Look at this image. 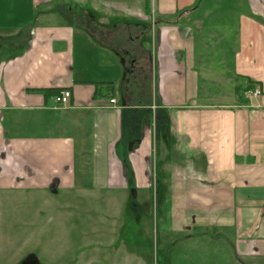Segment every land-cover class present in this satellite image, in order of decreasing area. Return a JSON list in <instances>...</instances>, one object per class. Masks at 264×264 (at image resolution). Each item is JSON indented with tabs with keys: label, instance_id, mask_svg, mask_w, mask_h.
<instances>
[{
	"label": "crops",
	"instance_id": "0c3cea01",
	"mask_svg": "<svg viewBox=\"0 0 264 264\" xmlns=\"http://www.w3.org/2000/svg\"><path fill=\"white\" fill-rule=\"evenodd\" d=\"M201 1L0 0V264H264V0Z\"/></svg>",
	"mask_w": 264,
	"mask_h": 264
},
{
	"label": "rangeland",
	"instance_id": "374dc122",
	"mask_svg": "<svg viewBox=\"0 0 264 264\" xmlns=\"http://www.w3.org/2000/svg\"><path fill=\"white\" fill-rule=\"evenodd\" d=\"M220 0H208L207 2H205L202 6L200 2V4L198 5L200 8L198 9V11L195 13L194 17L196 18H200L201 21L205 20L207 17V11L211 10V13H218L219 11H222L224 8L223 6H221L219 4ZM237 6H240L243 10L245 8V5L242 3V0L239 1L237 3ZM223 12V11H222ZM227 15H234V13H230V12H225ZM222 46V45H220ZM218 49V48H217ZM163 164L162 160H158L156 162V165H158L159 167H161ZM159 171H161V169H159ZM88 205H90L89 199H85L84 200V210L88 207ZM125 213V211H124ZM85 216H84V228H86L87 230V236H84V240H83V255L81 256V263L80 264H97V262L92 261L96 260V256L92 257L91 255V247H90V240H89V229L87 228L88 222L85 221ZM127 220L125 221L126 223L128 222V217L126 218ZM134 221V220H133ZM132 234L135 233V237L132 239V246L135 242L140 243L141 245H143L147 250H150V247L148 246V243L150 242L149 237H145L143 235V233L141 232V230H146L147 228L145 227L144 223H140L139 229L136 225V223H132ZM138 229V230H137ZM155 229H153L154 231ZM141 232V233H140ZM144 238V239H143ZM87 239V240H86ZM152 241V239H151ZM144 248V249H145ZM214 248V247H213ZM189 247L184 246V244H182L181 246H179L177 248V250L180 251L181 254H183V257H185L187 254H184L183 252H185L186 250H188ZM173 254L175 257V253L173 250ZM38 255H41L40 253H38ZM151 261L150 263L147 262V264H159L158 263V258L160 260V262H163V260L168 261V262H163L165 264H173L174 260L171 261L172 258V248L171 247H163V246H159V248L154 247L153 251L151 252ZM70 255L63 257V264H71V260H70ZM144 257L146 258V255H144ZM97 258H101L99 255L97 256ZM98 264H105L104 260L102 259L101 262H98ZM111 264H118L117 261L116 262H112ZM126 264V263H125ZM137 264V262H136Z\"/></svg>",
	"mask_w": 264,
	"mask_h": 264
},
{
	"label": "built area",
	"instance_id": "2783aa9c",
	"mask_svg": "<svg viewBox=\"0 0 264 264\" xmlns=\"http://www.w3.org/2000/svg\"><path fill=\"white\" fill-rule=\"evenodd\" d=\"M247 96L250 98H257L261 96L262 92L260 89H249L246 91ZM72 98V91L66 89L63 90L60 95L54 97V102L57 106L61 107H67V105L70 104V100ZM111 104H115V100L110 101Z\"/></svg>",
	"mask_w": 264,
	"mask_h": 264
},
{
	"label": "trees",
	"instance_id": "16d2710c",
	"mask_svg": "<svg viewBox=\"0 0 264 264\" xmlns=\"http://www.w3.org/2000/svg\"><path fill=\"white\" fill-rule=\"evenodd\" d=\"M105 85L104 83H97L96 86H102ZM41 92L45 93V97H56L58 95H60L61 91L59 89H44L41 90ZM96 97H98L97 93H96Z\"/></svg>",
	"mask_w": 264,
	"mask_h": 264
},
{
	"label": "water",
	"instance_id": "95a60500",
	"mask_svg": "<svg viewBox=\"0 0 264 264\" xmlns=\"http://www.w3.org/2000/svg\"><path fill=\"white\" fill-rule=\"evenodd\" d=\"M22 264H39L36 255L31 254L28 257H26V259L24 260V262Z\"/></svg>",
	"mask_w": 264,
	"mask_h": 264
}]
</instances>
